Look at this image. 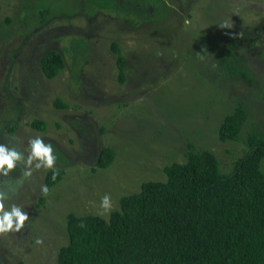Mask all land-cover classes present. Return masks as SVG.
Instances as JSON below:
<instances>
[{"label": "rangeland", "instance_id": "obj_1", "mask_svg": "<svg viewBox=\"0 0 264 264\" xmlns=\"http://www.w3.org/2000/svg\"><path fill=\"white\" fill-rule=\"evenodd\" d=\"M111 40L126 58L122 83ZM48 48L65 60L53 78L39 67ZM229 49L243 76L218 69ZM236 101L246 122L237 140L221 141L219 123ZM33 119L46 129L30 127ZM252 126L264 133V0H0V144L20 153L0 172V199L29 215L19 232L0 234V264H57L68 213L107 218L143 181L165 179L187 142L229 172ZM36 136L53 144L62 172L47 194V169L27 163ZM104 146L114 159L97 167ZM105 193L113 208L101 214Z\"/></svg>", "mask_w": 264, "mask_h": 264}, {"label": "trees", "instance_id": "obj_2", "mask_svg": "<svg viewBox=\"0 0 264 264\" xmlns=\"http://www.w3.org/2000/svg\"><path fill=\"white\" fill-rule=\"evenodd\" d=\"M110 50L122 83L126 58L117 41L111 40ZM231 51L218 61V69L243 76ZM64 65L59 50L42 51L39 67L46 78L55 77ZM54 104L64 106L59 99ZM245 122V105L236 101L219 123V139L237 140ZM28 124L39 131L47 127L41 119ZM245 144L247 152L221 173L210 149L187 142L183 161L164 166L165 179L143 181L137 192L119 199L118 209L107 218L68 213L67 239L57 250L56 263L264 264V133L250 127ZM113 159V149L104 146L95 165L106 167ZM61 177L60 170L47 169L44 184L49 189Z\"/></svg>", "mask_w": 264, "mask_h": 264}, {"label": "clouds", "instance_id": "obj_3", "mask_svg": "<svg viewBox=\"0 0 264 264\" xmlns=\"http://www.w3.org/2000/svg\"><path fill=\"white\" fill-rule=\"evenodd\" d=\"M221 27H231V24H220ZM236 36H241L242 33L237 32ZM28 158L27 163L35 161L36 168L53 169L56 161V155L54 153L53 144L51 142H44L43 138L36 136L28 141ZM20 159V153L14 149L8 148L4 144H0V172L7 173L13 169L14 162ZM55 174V173H54ZM25 176L31 175V169L24 173ZM48 187L46 185L41 186V192L47 194ZM99 208L101 214H108L112 208L113 203L110 194L105 193L100 197ZM28 212L22 210V207L9 203L3 199H0V234L17 233L23 227L26 220H28ZM37 245L43 243L42 239L37 237L35 240Z\"/></svg>", "mask_w": 264, "mask_h": 264}]
</instances>
